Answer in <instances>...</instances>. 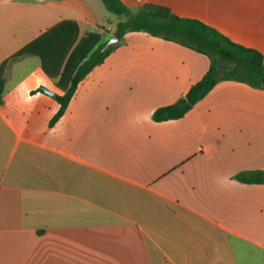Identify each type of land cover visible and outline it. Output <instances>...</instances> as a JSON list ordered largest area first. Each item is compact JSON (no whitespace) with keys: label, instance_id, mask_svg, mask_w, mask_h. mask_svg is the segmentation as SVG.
<instances>
[{"label":"crops","instance_id":"0c3cea01","mask_svg":"<svg viewBox=\"0 0 264 264\" xmlns=\"http://www.w3.org/2000/svg\"><path fill=\"white\" fill-rule=\"evenodd\" d=\"M122 1L170 7L264 55V0ZM118 20L102 0H0V264H264V184L234 178L264 171V90L222 81L156 122L210 61L132 32L50 126Z\"/></svg>","mask_w":264,"mask_h":264},{"label":"trees","instance_id":"16d2710c","mask_svg":"<svg viewBox=\"0 0 264 264\" xmlns=\"http://www.w3.org/2000/svg\"><path fill=\"white\" fill-rule=\"evenodd\" d=\"M106 10L118 17L115 36L119 42L103 51L106 43L97 48L77 69L68 91L57 95L59 111L50 126L64 115L78 85L115 50L128 33L144 32L205 55L210 66L200 81L194 84L184 98L176 103L157 109L153 120L164 122L178 120L222 81H236L264 90V55L259 50L240 44L224 35L215 27L196 18L180 17L170 7L145 4L133 13L122 0H102ZM5 80H0V104L3 103ZM42 90V89H40ZM234 178L244 184H264V171H245Z\"/></svg>","mask_w":264,"mask_h":264},{"label":"water","instance_id":"95a60500","mask_svg":"<svg viewBox=\"0 0 264 264\" xmlns=\"http://www.w3.org/2000/svg\"><path fill=\"white\" fill-rule=\"evenodd\" d=\"M119 42V38L117 36H113L108 42H106L105 46L103 47V51L108 50L111 46ZM45 92L52 97L55 96V93L50 90H45Z\"/></svg>","mask_w":264,"mask_h":264},{"label":"rangeland","instance_id":"374dc122","mask_svg":"<svg viewBox=\"0 0 264 264\" xmlns=\"http://www.w3.org/2000/svg\"><path fill=\"white\" fill-rule=\"evenodd\" d=\"M168 1H171V2L173 3V0H168ZM202 1H203V0H202ZM110 16L115 17L116 15L110 13ZM116 17H117V16H116ZM109 40H110V39H109Z\"/></svg>","mask_w":264,"mask_h":264}]
</instances>
